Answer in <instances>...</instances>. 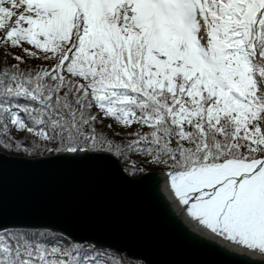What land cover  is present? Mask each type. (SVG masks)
<instances>
[{"label":"snow or ice","instance_id":"obj_1","mask_svg":"<svg viewBox=\"0 0 264 264\" xmlns=\"http://www.w3.org/2000/svg\"><path fill=\"white\" fill-rule=\"evenodd\" d=\"M51 161L264 256V0H0V171ZM20 216L0 187V264H154Z\"/></svg>","mask_w":264,"mask_h":264},{"label":"water","instance_id":"obj_2","mask_svg":"<svg viewBox=\"0 0 264 264\" xmlns=\"http://www.w3.org/2000/svg\"><path fill=\"white\" fill-rule=\"evenodd\" d=\"M0 187L20 207L21 219L55 224L147 256L154 264H255L208 248L171 223L167 206L159 195L153 197L148 182L122 183L88 163H9L0 171Z\"/></svg>","mask_w":264,"mask_h":264},{"label":"bare ground","instance_id":"obj_3","mask_svg":"<svg viewBox=\"0 0 264 264\" xmlns=\"http://www.w3.org/2000/svg\"><path fill=\"white\" fill-rule=\"evenodd\" d=\"M148 184L151 188L153 197L154 195L155 197L156 195H159L167 206L168 209L166 210L170 213V222L196 236V242H204V245L208 248H213V246L221 248L231 256L237 257L239 259L244 258L246 260H249L250 262H255V264L256 262L259 263L260 261H264V256L241 248L225 239L220 238L219 236H216L206 227L199 224L195 219L191 218L187 214L185 206H183L178 201V199L172 195V192L169 189L166 181L163 180L162 173L153 181L148 182ZM235 253L247 254L236 255ZM126 256H128L129 258L136 257L134 255H131L129 252H126Z\"/></svg>","mask_w":264,"mask_h":264},{"label":"rangeland","instance_id":"obj_4","mask_svg":"<svg viewBox=\"0 0 264 264\" xmlns=\"http://www.w3.org/2000/svg\"><path fill=\"white\" fill-rule=\"evenodd\" d=\"M151 171H156L157 172L158 170L154 169V170H151Z\"/></svg>","mask_w":264,"mask_h":264},{"label":"trees","instance_id":"obj_5","mask_svg":"<svg viewBox=\"0 0 264 264\" xmlns=\"http://www.w3.org/2000/svg\"><path fill=\"white\" fill-rule=\"evenodd\" d=\"M151 170H154V169H151ZM151 170H150V171H151Z\"/></svg>","mask_w":264,"mask_h":264}]
</instances>
